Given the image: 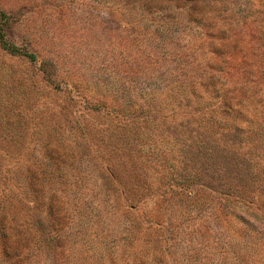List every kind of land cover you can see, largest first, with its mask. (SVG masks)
<instances>
[{"label": "rangeland", "instance_id": "1", "mask_svg": "<svg viewBox=\"0 0 264 264\" xmlns=\"http://www.w3.org/2000/svg\"><path fill=\"white\" fill-rule=\"evenodd\" d=\"M0 11V264H264V0Z\"/></svg>", "mask_w": 264, "mask_h": 264}, {"label": "trees", "instance_id": "2", "mask_svg": "<svg viewBox=\"0 0 264 264\" xmlns=\"http://www.w3.org/2000/svg\"><path fill=\"white\" fill-rule=\"evenodd\" d=\"M7 20H8V16H6L5 13L0 11V50H2L4 53H6L9 56H22L24 58H27L30 62H32L34 60V55L31 54L25 47L16 46L6 40L3 26L6 24ZM233 108L234 106H229L227 110L230 112L232 111ZM245 125H247L246 122ZM230 128L231 129L233 128V130L236 131L243 130L242 127H239L235 123H231Z\"/></svg>", "mask_w": 264, "mask_h": 264}]
</instances>
